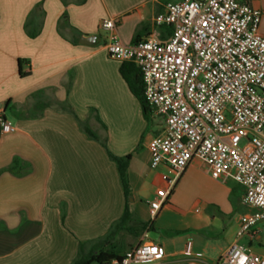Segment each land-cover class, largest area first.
Listing matches in <instances>:
<instances>
[{"label": "crops", "instance_id": "crops-1", "mask_svg": "<svg viewBox=\"0 0 264 264\" xmlns=\"http://www.w3.org/2000/svg\"><path fill=\"white\" fill-rule=\"evenodd\" d=\"M171 1L0 0V113L15 127L0 132V264H72L143 242L157 247L153 264H218L238 239L239 217L254 211L243 188L232 177L214 179L198 159L179 177L150 167L148 144L163 122L153 117L147 126L121 62L106 50L112 38L167 40L170 27L154 18ZM242 1L264 10V0ZM106 20H116L113 31L101 29ZM259 31L264 37V17ZM108 152L131 156L129 207L134 227L147 224L141 233L109 234L126 197ZM164 175L177 182L152 218ZM239 242L264 257V222Z\"/></svg>", "mask_w": 264, "mask_h": 264}, {"label": "built area", "instance_id": "built-area-1", "mask_svg": "<svg viewBox=\"0 0 264 264\" xmlns=\"http://www.w3.org/2000/svg\"><path fill=\"white\" fill-rule=\"evenodd\" d=\"M264 10L242 0H176L154 18L168 26L165 41L149 36L132 45L112 38L110 59L132 62L140 70L144 97L164 129L148 144L150 167L166 166L179 177L198 159L214 179L232 177L254 211L242 214L240 230L218 264H264V257L239 239L264 222ZM116 20L102 22L113 31ZM15 131L0 113V132ZM166 188L150 202L154 218L177 179L163 176ZM192 244L186 251L190 253ZM157 247L143 242L120 259L102 264H153Z\"/></svg>", "mask_w": 264, "mask_h": 264}, {"label": "trees", "instance_id": "trees-1", "mask_svg": "<svg viewBox=\"0 0 264 264\" xmlns=\"http://www.w3.org/2000/svg\"><path fill=\"white\" fill-rule=\"evenodd\" d=\"M41 4L42 3H40L37 7H40ZM29 36L33 38L36 36V34L30 33ZM121 64H122L120 67L121 76L127 83L129 90L131 91L133 96L138 100L145 120L149 124H152L153 116L144 97V85L142 82L140 70L132 62H121ZM61 108L64 109L65 111L73 113L72 108L67 104H61ZM108 154L110 159L114 161L117 165L121 183L126 197V204L123 215L118 222L113 224V226L109 231V234L121 230H128L131 232L136 231V233L137 232L141 233L146 229L147 224L137 222L134 227L133 225L134 216L133 213L130 211V207H129L130 187L127 182V169L129 166L131 156H127L125 158H119L114 156L110 152H108ZM123 256L124 255L122 256L117 255L114 251H109L106 253L92 254L88 256H78L72 264H102L103 262L111 261L113 259H120Z\"/></svg>", "mask_w": 264, "mask_h": 264}, {"label": "rangeland", "instance_id": "rangeland-1", "mask_svg": "<svg viewBox=\"0 0 264 264\" xmlns=\"http://www.w3.org/2000/svg\"><path fill=\"white\" fill-rule=\"evenodd\" d=\"M159 119L157 118V120H159ZM148 125L150 126V124L147 122V126ZM140 142H141V140H137V142L135 143V146H134L135 148L134 149H137L138 148V146L140 145ZM149 235H150L151 238H157V235L154 232H149Z\"/></svg>", "mask_w": 264, "mask_h": 264}]
</instances>
